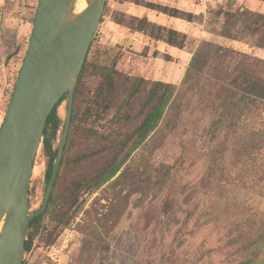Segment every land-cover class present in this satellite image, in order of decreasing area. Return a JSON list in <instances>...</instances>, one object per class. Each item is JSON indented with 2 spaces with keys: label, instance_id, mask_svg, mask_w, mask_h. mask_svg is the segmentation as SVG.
Instances as JSON below:
<instances>
[{
  "label": "rangeland",
  "instance_id": "rangeland-1",
  "mask_svg": "<svg viewBox=\"0 0 264 264\" xmlns=\"http://www.w3.org/2000/svg\"><path fill=\"white\" fill-rule=\"evenodd\" d=\"M134 1L107 0L89 52L90 77L85 81L80 128L65 145L67 162L57 194L77 192L75 182H90L112 163H120V171L97 190L80 188L75 215L54 244L46 238L55 224L45 216L26 252L27 262L242 264L247 256L243 235L249 234L242 221L253 215L264 219V103L232 128L223 124L213 136L209 105L183 101V120L167 112L157 130L136 149L127 138L141 123V108L151 85L161 81L180 89L202 43L245 52L250 59H264V50L220 36L224 19L218 11H235L243 7L242 1L190 0L199 14L186 28L183 49L155 40L150 29L140 31L133 17L147 16L152 23L170 28L174 24ZM145 1L174 7L182 0ZM37 3L0 0V128L26 55ZM244 6L264 13L263 1L244 0ZM113 69L121 75L115 83L113 108L107 113L95 111L86 121L89 101ZM138 77L146 85L125 106L131 82ZM67 104L66 98L57 108L61 123L54 149L63 134ZM90 127L94 137L85 132ZM35 167L41 174L32 175L30 213L40 208L48 184L43 143Z\"/></svg>",
  "mask_w": 264,
  "mask_h": 264
},
{
  "label": "trees",
  "instance_id": "trees-1",
  "mask_svg": "<svg viewBox=\"0 0 264 264\" xmlns=\"http://www.w3.org/2000/svg\"><path fill=\"white\" fill-rule=\"evenodd\" d=\"M122 1L123 3L128 2V0ZM258 1L264 2V0ZM134 3L137 6L155 11L169 18L183 19L189 23L195 22L196 19L193 13L168 5L145 0H135ZM125 8L124 6V10H122L123 17L125 16ZM36 11L37 7L34 10L35 15ZM218 14L224 19L220 31L221 37L231 41L245 42L252 48L264 50V13L248 8H239L235 11L221 9ZM132 19L137 22L140 31H148L150 29L151 35L155 37V40L164 41L169 46L179 49L185 47L186 34L167 26L152 23L147 16L142 18L133 17ZM88 58L89 54L76 85L70 131L66 144L70 143L73 134L77 133L80 128L79 123L82 119L80 114L86 89L85 81L90 77ZM120 76V73L114 69L104 75V82L99 86L96 95L88 103L87 114L89 117L86 121H91L92 114L95 111L100 110L107 113L113 108L115 83L119 81ZM15 85L10 93V99ZM145 85L146 80L144 78L138 77L131 82L125 106L134 102ZM65 99L66 97L61 100V103ZM183 101L189 102V104L195 101L201 107H204L205 104L209 105L212 115L209 128L213 136L217 134L225 123L228 124L229 128H232L240 118L250 116L259 105L264 103V59H250L249 54L245 52L218 46L210 42L202 43L191 59L180 89L174 84L161 81L154 82L151 85L148 96L141 108V116H143L141 123L127 138L128 141L133 143L132 149L138 148L157 130L167 112L176 114L177 121L179 118L183 120L186 110L183 108L186 104ZM57 108L58 106L48 118L44 130L45 140L43 146L44 152L48 156L49 164L47 181H49L51 176L52 164L57 155V148H53V139L57 137L61 123ZM85 132L88 136L94 137L93 128L90 127ZM67 151L68 148L65 146L61 167L46 213L33 219L30 223L26 252L31 249L34 234L39 232L42 219L45 216H48L50 222L55 224V230L46 238L48 244H54L60 231L65 228L68 221L75 215L74 212L79 203L81 189L90 186L91 189L97 190L113 179L120 171L121 164L112 163L105 170L95 174L89 180L90 182H75L74 187L77 192L74 191L69 195L59 196L57 194V186L62 180V170L67 162ZM256 216H250L242 221V225L248 227L247 229L249 230V234L243 235L244 252L247 253V256L242 264H264V219L260 217L257 220ZM34 228L35 231L31 232ZM54 231H56L55 234ZM23 264H28L26 257Z\"/></svg>",
  "mask_w": 264,
  "mask_h": 264
},
{
  "label": "water",
  "instance_id": "water-1",
  "mask_svg": "<svg viewBox=\"0 0 264 264\" xmlns=\"http://www.w3.org/2000/svg\"><path fill=\"white\" fill-rule=\"evenodd\" d=\"M75 0H38L32 31L13 95L0 128V264H23L33 219L46 213L70 131L78 79L101 24L107 0H91L72 19ZM67 98L64 130L43 201L30 213L35 161L53 110Z\"/></svg>",
  "mask_w": 264,
  "mask_h": 264
},
{
  "label": "crops",
  "instance_id": "crops-1",
  "mask_svg": "<svg viewBox=\"0 0 264 264\" xmlns=\"http://www.w3.org/2000/svg\"><path fill=\"white\" fill-rule=\"evenodd\" d=\"M238 1H242V6H243L242 8H246L244 6V0H238ZM174 7L178 8L182 11L188 12V13H193L195 16L199 14L198 11L195 10V8H193V6L191 5L190 0H182V1H180V3L176 4ZM161 15H163V14H161ZM163 16H165V15H163ZM169 19H171V23L174 24L173 29H175L178 32L183 33V34L186 32V28H189L191 26V24H193V23H189L188 21L183 20V19H175V18H169ZM162 26L169 27L166 24L162 25Z\"/></svg>",
  "mask_w": 264,
  "mask_h": 264
},
{
  "label": "bare ground",
  "instance_id": "bare-ground-1",
  "mask_svg": "<svg viewBox=\"0 0 264 264\" xmlns=\"http://www.w3.org/2000/svg\"><path fill=\"white\" fill-rule=\"evenodd\" d=\"M91 0H75L73 9L71 12V18L75 19L83 14L89 8V2ZM43 170V169H42ZM40 173L37 167H34V174ZM41 174V173H40ZM5 226V219L0 223V234Z\"/></svg>",
  "mask_w": 264,
  "mask_h": 264
},
{
  "label": "built area",
  "instance_id": "built-area-1",
  "mask_svg": "<svg viewBox=\"0 0 264 264\" xmlns=\"http://www.w3.org/2000/svg\"><path fill=\"white\" fill-rule=\"evenodd\" d=\"M53 257H54V256H53ZM53 257L51 256L52 259H54Z\"/></svg>",
  "mask_w": 264,
  "mask_h": 264
},
{
  "label": "flooded vegetation",
  "instance_id": "flooded-vegetation-1",
  "mask_svg": "<svg viewBox=\"0 0 264 264\" xmlns=\"http://www.w3.org/2000/svg\"><path fill=\"white\" fill-rule=\"evenodd\" d=\"M35 19V18H34Z\"/></svg>",
  "mask_w": 264,
  "mask_h": 264
}]
</instances>
